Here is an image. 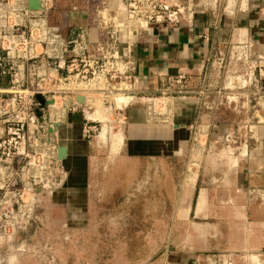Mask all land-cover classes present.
I'll return each mask as SVG.
<instances>
[{
	"label": "rangeland",
	"instance_id": "rangeland-1",
	"mask_svg": "<svg viewBox=\"0 0 264 264\" xmlns=\"http://www.w3.org/2000/svg\"><path fill=\"white\" fill-rule=\"evenodd\" d=\"M232 70L237 72V67ZM239 75H243L241 84L237 80ZM254 75L249 66L236 75H225L227 82L221 90L231 98L220 108L231 115L232 125L227 129L236 131L245 126L242 122L246 120L257 125L259 115L263 117L264 75L260 78L262 89L255 83L242 86L243 82L248 84L254 77L259 78L258 70ZM172 91L173 88L166 95L162 91L154 97L145 96L147 122L171 124L175 97ZM95 98L86 114L82 110L76 112L85 123L89 121L97 127L90 139L93 158L89 215L84 229L62 224V211L68 207L61 191L69 179L64 161L52 176L46 177L39 170L43 157L38 154L33 168L25 163L16 172V181L13 175L10 181L0 184V264H166L169 260L190 259L192 251L205 248L213 256L211 264H225V257H231L233 264H264V259L254 254L248 255L251 258L247 260L244 254L226 252L220 229L207 241L206 232L196 230L188 213L195 175L206 161L219 166L231 162L230 154L235 153L232 148L240 144L242 137L231 144L224 140L215 144L210 143L207 135L194 130L188 146L177 155H173L172 148L163 153L162 147L146 143L145 158L139 157L121 151L124 127L116 107H123L125 104L120 103H128V99L114 97L105 103L98 96ZM165 110L167 115H160ZM97 113L102 116L99 118ZM25 154L34 156L29 150ZM16 199L21 205L19 230L8 221L12 219L11 209L17 212V206L12 207ZM73 205L77 207L78 203L74 201Z\"/></svg>",
	"mask_w": 264,
	"mask_h": 264
},
{
	"label": "crops",
	"instance_id": "crops-1",
	"mask_svg": "<svg viewBox=\"0 0 264 264\" xmlns=\"http://www.w3.org/2000/svg\"><path fill=\"white\" fill-rule=\"evenodd\" d=\"M104 1L47 0L49 23L58 27L69 41L80 35L95 41L98 38L95 15ZM172 1L194 6L197 13L192 23H183L177 29L149 24L128 34L127 45L131 48L139 91L128 96L123 111L121 151L143 158L146 143L162 147L163 153L172 148L173 155H177L188 146L194 130L204 133L215 144L232 132L226 128L232 125L229 112L219 108L213 98L203 101L193 94L186 98L172 97L171 124L149 123L145 120L146 95L157 96L166 88L167 79L183 73L190 78L192 90L198 84L196 89L221 90L227 81L225 73L218 69L219 62L229 60L232 48L239 44L248 43L253 58L264 65V0ZM5 83L0 77V87ZM258 118L262 124L256 140H249L247 147L232 148L235 153L230 154L231 162L219 166L206 161L198 171L188 211L196 230L206 232L207 241L219 234L220 229L225 251L244 254L247 260L250 254L264 259V116ZM85 127L80 113L71 114L58 127L69 173L61 191L66 198L63 203L68 207L62 211L65 218L62 224L81 229L89 215L93 158V145L84 135ZM209 251V248L196 249L190 259L169 260L166 264H211L213 256Z\"/></svg>",
	"mask_w": 264,
	"mask_h": 264
},
{
	"label": "built area",
	"instance_id": "built-area-1",
	"mask_svg": "<svg viewBox=\"0 0 264 264\" xmlns=\"http://www.w3.org/2000/svg\"><path fill=\"white\" fill-rule=\"evenodd\" d=\"M196 13L193 5L172 0H105L94 20L98 38L91 41L80 35L69 41L58 27L49 23L47 0H0V77L6 82L0 87V184L10 181L13 175L16 181V172L25 163L33 168L38 154L43 157L39 170L46 177L52 176L65 160L60 157L58 127L71 114L77 110L86 114L96 96L106 103L114 97L128 99L139 91L131 48L127 45L132 29L142 30L149 24L177 29L183 23H192ZM247 66L253 69V75L258 70L259 78L254 77L248 84L243 82L242 86L255 83L262 89L264 66L253 58L248 43L233 47L229 60L221 59L218 69L225 75H236ZM233 67H237V72ZM242 77L237 79L240 84ZM166 83L163 95L173 88L176 97L193 94L203 101L213 98L219 108L231 98L222 90L196 89L199 84L192 90L186 73L171 77ZM121 104L125 105L116 107L120 118L128 103ZM164 114L167 115L166 110L160 115ZM88 122L84 135L90 141L97 127ZM253 122L243 121L245 126L232 130L224 141L231 144L240 136L243 140L235 147H247L249 140H256L257 125L262 124L258 121L252 125ZM28 150L34 153L33 158L25 154ZM8 172L11 174L7 175ZM14 205L17 212L12 208V219L8 221L19 230L21 205L17 199ZM224 263L233 264L232 258Z\"/></svg>",
	"mask_w": 264,
	"mask_h": 264
},
{
	"label": "water",
	"instance_id": "water-1",
	"mask_svg": "<svg viewBox=\"0 0 264 264\" xmlns=\"http://www.w3.org/2000/svg\"><path fill=\"white\" fill-rule=\"evenodd\" d=\"M31 5H33V1H31ZM79 102L82 103L83 102V99H79ZM59 152H60V157L62 159H65L66 158V149L64 147H61L60 150H59Z\"/></svg>",
	"mask_w": 264,
	"mask_h": 264
},
{
	"label": "bare ground",
	"instance_id": "bare-ground-1",
	"mask_svg": "<svg viewBox=\"0 0 264 264\" xmlns=\"http://www.w3.org/2000/svg\"><path fill=\"white\" fill-rule=\"evenodd\" d=\"M122 99H123V98H122ZM132 99H133V98H132ZM125 100H126V99H125ZM122 101H123V100H122ZM124 102H125V101H124ZM121 103H122V102H121ZM121 103H120V104H121ZM126 103H127V102H126ZM88 114H89V113H88ZM104 114L106 115V111H105ZM93 115H94V114H93ZM96 115H97L99 118L102 116V114L99 115L98 113H97ZM92 117H93V116H92ZM65 119H66V118H65ZM92 119H93V118H92Z\"/></svg>",
	"mask_w": 264,
	"mask_h": 264
}]
</instances>
